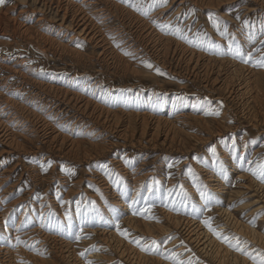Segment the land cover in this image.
Returning a JSON list of instances; mask_svg holds the SVG:
<instances>
[{
	"label": "rangeland",
	"instance_id": "1",
	"mask_svg": "<svg viewBox=\"0 0 264 264\" xmlns=\"http://www.w3.org/2000/svg\"><path fill=\"white\" fill-rule=\"evenodd\" d=\"M109 2L114 17L103 31L118 57L115 62L99 56L98 47L70 29L56 38L68 49L42 48L36 34L56 26L54 14L38 10L41 4L34 0L0 5V90L53 115L56 129L81 147L74 154L65 147L51 149L37 136L25 140L14 133L21 145L8 153V142L0 141V179H7L0 185V198L5 196L0 209L9 208L4 228L0 226V247L17 251L16 264H140L120 254L119 240L149 257L146 264H219L202 245L187 240L171 221L178 218L194 222L202 235L226 250L234 258L229 264H258L264 245L240 228L264 240V3L225 0L203 7L190 0ZM164 7L161 15L154 14ZM127 12L189 51L242 67L236 79L245 84L246 94L237 101L217 85L203 86L198 67L191 71L171 54L162 61L129 23L123 24L124 35L113 33L120 13L129 20ZM12 17L28 30L7 29ZM18 61L24 82L9 68ZM34 79L66 87L110 113L146 112L173 123L184 114L185 122L175 123L182 130L181 142L115 138L92 116L36 89ZM101 141L114 146L97 156ZM88 143L98 145L96 151ZM5 168L7 176L1 173ZM146 172L151 174L133 186L131 178ZM93 174L101 182H92ZM104 182L111 194L102 190ZM7 187L10 191L3 194ZM113 195L121 204H115ZM126 217L140 225L138 230L125 223ZM144 223L152 236L142 234ZM158 228L168 231L159 234ZM65 242L71 253L67 259L62 256ZM5 256L0 254V264Z\"/></svg>",
	"mask_w": 264,
	"mask_h": 264
},
{
	"label": "bare ground",
	"instance_id": "2",
	"mask_svg": "<svg viewBox=\"0 0 264 264\" xmlns=\"http://www.w3.org/2000/svg\"><path fill=\"white\" fill-rule=\"evenodd\" d=\"M37 3L41 4V7H38V10H44V12L53 13L54 18L56 19V26H50L45 29L44 33H37L36 39L40 40L43 47H50L55 49H68L62 43H58L56 38L61 36L60 33L63 29H70L73 30L77 36H80L81 39L86 40L90 44L95 47L99 48L98 55L102 58L112 59L115 62V59H118L115 56L114 51H112L111 46L105 41L104 37V26H109L111 18L113 16V3H110L109 0H81V1H73V0H34ZM185 1V0H183ZM192 3L199 4V6L207 7L213 5H220L225 0H190ZM261 3H264V0H258ZM182 2V1H181ZM114 7H118L115 6ZM166 7L160 8L154 12L156 15H161L163 10ZM23 10H20L22 12ZM129 15L127 20L122 13H120L118 22L119 25L116 27H112L113 33H117L118 35H124L123 24L129 23L134 30L138 31V35L143 37L141 39H145L150 43L152 48L156 51L158 56H162V61L167 60L168 55H172L179 64L184 63L191 71H194L196 67L199 68V75L204 78L203 86H207L210 84L217 85L216 87L220 88L224 93L228 95L231 99L234 100H241L242 96L246 94V87L245 84L239 79L237 80L236 77L242 74V70L239 66L233 65L226 61V60H215L212 58H208L203 56L200 53L194 52L192 50H187L186 48L179 46L178 43H174L171 40L161 37L156 32L150 28L143 18H138L137 16L128 13ZM114 17V16H113ZM44 17H42L43 20ZM39 18L38 20H40ZM8 22L11 23L12 28H7L12 30L13 33H25L28 29L22 23H20L16 18H8ZM115 28V29H114ZM2 31H6L4 28ZM135 31V32H136ZM4 33V32H2ZM126 33V32H125ZM72 36L68 38V43H72ZM204 57V58H203ZM13 66H10V70L14 73L15 76L21 78V82H24V73L20 69L21 62L13 63ZM228 65V69H225ZM125 68V67H124ZM183 70L187 69L182 67ZM27 70V69H26ZM29 72V71H28ZM197 72V73H198ZM198 76H196L197 78ZM195 78V79H196ZM236 80V81H235ZM6 82L7 80L4 79ZM246 83V82H245ZM36 89L44 92L47 95H51L53 98L60 100L70 109H74L79 111L81 114H88L94 118V121L100 126H104L107 128L109 134L112 136H116L117 138L124 139H131L130 142L138 141L139 139L136 136L146 138L147 142L153 141L158 139L160 140L159 144H162L165 141H169L170 143L177 142L180 143L181 139L179 138L178 134L182 132L180 126L175 123H184L185 121L181 120L187 119V116L184 114H180V120L172 122L163 116H152L146 112L141 113H110V111L103 109L101 106L94 104L89 99L81 97L76 92H71L67 90L66 87H59L55 84L47 83V82H40L37 79L33 80L32 84ZM2 89V88H0ZM166 98V97H165ZM163 99V98H160ZM149 103V102H148ZM25 101H18L14 97L6 94L4 90H0V141L5 143L8 142V147H6L5 152L10 153V150L14 148L17 149L21 145L14 136V133L19 138L30 140L31 137L37 136L41 143H46L51 149H65V152H73L76 154L80 151V142L74 139L69 138L61 134V132L56 129L57 123L53 118V115L49 114H42L39 109L30 108ZM149 103L148 105H150ZM248 107V105H247ZM167 110V109H164ZM34 111V112H33ZM168 112V111H166ZM186 115V114H185ZM60 121V120H59ZM38 124V125H37ZM209 129V128H208ZM106 131V132H107ZM112 132H116L114 135ZM213 133L216 134L218 131H214ZM115 137V138H116ZM136 138V139H135ZM25 142V141H24ZM91 147L98 148L99 154L104 153L106 150H110L111 146H114L113 143H109L107 141H101L98 145L88 143ZM39 145V144H38ZM36 145V148H38ZM92 150V149H91ZM83 151L84 154H88ZM89 155V154H88ZM92 158L93 155H90ZM4 172V173H3ZM7 169H3L1 173L5 176L7 174ZM151 172H146L141 174L140 176L134 175L131 180L133 186L137 185L145 176H148ZM9 176V175H8ZM93 178L92 182H96L97 184L101 182L99 177L96 174L91 176ZM210 180L213 181V178L209 176ZM7 179L1 178L0 185L3 184ZM102 190L105 193H112L111 187L109 183L104 182L101 184ZM139 186V185H138ZM137 187L134 188V192L131 195V199L135 198ZM78 188V187H77ZM11 189V188H10ZM9 187L3 189V194H6L10 191ZM114 193V192H113ZM117 195H113L112 200H114L115 204H121L119 197ZM5 197V196H4ZM4 197L0 198V206L1 201ZM17 201V200H15ZM14 201V203H16ZM9 206V205H8ZM123 206V205H122ZM125 206V205H124ZM2 207V206H1ZM101 208V207H100ZM125 208V207H124ZM259 208V207H258ZM257 208V209H258ZM125 210V209H124ZM9 208L0 209V226L4 225V221L9 214ZM64 212V211H63ZM61 215V214H60ZM74 215V214H73ZM107 215V214H106ZM108 216V215H107ZM74 217V216H73ZM227 217V216H226ZM106 218V217H105ZM127 218V219H126ZM125 218V223L132 226L134 230H138L139 224L134 225L133 221L129 219V217ZM124 219V218H123ZM263 220V218L261 219ZM172 223L176 227H181L184 230L185 235L187 236V240L196 242L197 245H202V251L206 253H210V255L219 262L229 264L230 259H234L228 256V252L224 250L221 246L215 243L212 239H210L207 235H202L199 230L198 225H195L194 222L190 220H181V219H173L171 220ZM232 222V221H231ZM171 223V224H172ZM18 225V224H17ZM15 226V228L17 227ZM237 228L240 225H235ZM4 228V226H3ZM143 228L145 234L147 236H152L151 234L153 231L151 228L144 223ZM166 228V227H165ZM163 229V228H162ZM168 229V228H167ZM161 230L158 228L159 234H165V230ZM220 229H223L220 226ZM6 231V230H5ZM168 231V230H167ZM241 232L248 231L249 235L254 241H258L260 245H264V240L260 235L257 233L249 231L248 228H240ZM108 233V231H105ZM108 237V236H107ZM110 237L113 238L112 234ZM253 241V242H254ZM175 241L172 242L174 244ZM146 244V241L143 242ZM259 245V244H258ZM259 245V246H260ZM199 247V246H198ZM264 247V246H263ZM63 251L62 256L64 258H71V253H69V244L68 242L63 243L62 245ZM117 250L120 252L121 255L128 257L131 261L146 264L149 260V257L143 255L138 251H134L128 246L122 244L119 240H117L116 244ZM177 250H182L179 247ZM201 251V250H200ZM224 251V252H222ZM0 254L6 255V259L2 264H16L15 259L17 258V251H11L9 246L0 247ZM159 261L158 259H155ZM47 261V260H46ZM69 261V260H68ZM70 262V261H69ZM235 262V261H234ZM44 263V262H43ZM50 263V262H49ZM236 263V262H235ZM73 264H80V262H74ZM242 264H247L243 260Z\"/></svg>",
	"mask_w": 264,
	"mask_h": 264
},
{
	"label": "snow or ice",
	"instance_id": "3",
	"mask_svg": "<svg viewBox=\"0 0 264 264\" xmlns=\"http://www.w3.org/2000/svg\"><path fill=\"white\" fill-rule=\"evenodd\" d=\"M166 2H167V0H160L161 5L165 4ZM4 3H5V0H0V5H2V4H4ZM214 23H215V22H214ZM146 66H147V67H152L151 64H147ZM261 66L264 67V61H261ZM157 71H159V69H157ZM262 167H264V166H262ZM205 223H207V221H205ZM213 231H215V230H213ZM215 234H216L218 237L220 236V233H219V232H216ZM224 239H227V237H225ZM153 243H155V242H153ZM237 250H239V251H243V249L239 248L238 246H237ZM258 264H264V257H262V258L260 259V261L258 262Z\"/></svg>",
	"mask_w": 264,
	"mask_h": 264
}]
</instances>
